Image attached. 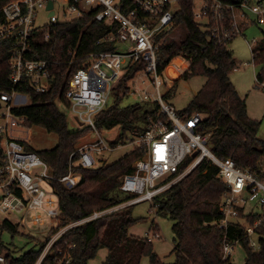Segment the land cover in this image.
Segmentation results:
<instances>
[{
	"label": "trees",
	"instance_id": "obj_1",
	"mask_svg": "<svg viewBox=\"0 0 264 264\" xmlns=\"http://www.w3.org/2000/svg\"><path fill=\"white\" fill-rule=\"evenodd\" d=\"M7 0H0V8ZM238 2L239 0H224ZM174 28L183 26L185 36L180 43L168 40L158 51V67L163 69L170 61L181 56L189 61L181 77L201 74L206 77L202 87L190 101L184 114L199 112L204 115L202 129L208 131L210 149L220 159L230 158L237 166L259 172L264 166V140L258 138L260 121L247 114L246 102L240 97L230 80V72L237 68V62L227 44L216 43L210 31L194 16V0H178L173 10ZM117 24L99 22L93 12L84 13L66 21L53 23L48 29L38 32V39L31 44L30 56L46 59L50 62L49 90L36 92L26 86L30 94L27 104L14 109L24 117L26 128L41 126L58 136L53 148L35 151L27 141H23L27 150L35 151L51 168L54 177L68 171L69 157L76 149L78 140L90 131L83 127L75 130L68 128L66 117L56 101L68 106L65 90L73 72L81 67L90 52L113 50L115 40L105 41L104 36L115 32ZM48 34L47 38L43 36ZM167 32L160 33V36ZM41 37V39H39ZM253 63H264V44L253 49ZM8 54L0 43V88L8 87ZM141 62L128 66L119 77L112 92V103L95 115V125L100 130H109L120 126L118 142H124L134 129L143 130L149 118L155 117L157 103L150 106L135 102L120 106L123 98L131 91L129 80L141 70ZM180 77V78H181ZM264 80V69L257 73ZM174 87V84L171 88ZM20 88V87H19ZM142 156V149H133L119 159L95 167L75 166L80 179L73 187H65L56 179L51 185L58 197V226L89 216L93 211L118 204L129 196L118 195L122 177L132 170V163ZM78 158V153L73 159ZM3 151L0 146V166ZM185 163L183 164V166ZM226 186L219 177V168L204 158L188 174L177 180L171 187L156 195L151 208L155 214L173 221L174 260L166 262L153 250V243L145 236L128 234V229L138 218L132 215L133 205L102 215L95 219L75 225L61 234L51 249L65 248L74 244L68 264H89L100 249L107 253L100 264H140L143 256H148L150 264H233L230 259H221V244L224 237L229 241L238 239L247 252L243 264H264V219L256 228L259 249L249 246L239 222H230L227 227H219L222 219L220 210L221 195ZM150 208V209H151ZM245 221L253 223L254 214L240 212ZM0 226L13 233L18 230L9 219L4 218ZM57 228H52L54 232ZM38 251H28L21 258H12L5 252L8 264H34L38 259L46 240ZM0 244V253L4 252ZM49 255L46 261H53Z\"/></svg>",
	"mask_w": 264,
	"mask_h": 264
},
{
	"label": "built area",
	"instance_id": "obj_2",
	"mask_svg": "<svg viewBox=\"0 0 264 264\" xmlns=\"http://www.w3.org/2000/svg\"><path fill=\"white\" fill-rule=\"evenodd\" d=\"M49 0H7L0 8V43L8 54V87L0 88V146L3 162L0 166V212L33 213L34 224L47 228H57L45 243L34 264H68L74 244L65 248L51 249L57 238L68 229L105 214L123 209L153 198L171 187L177 180L188 174L204 158L219 168V177L226 188L221 195L222 219L219 227H227L230 222H239L249 246L259 249L256 228L264 219V166L259 172L237 166L234 160L220 159L210 149L208 131L202 129L204 115L199 112L181 114L173 105L164 101L160 92L163 84L171 86V77L166 67L159 69L157 51L166 43L167 36L174 29L173 10L178 0H64L62 15L56 14V0L47 7ZM176 6V7H175ZM40 8H46L49 25L36 27L35 19ZM93 12L99 22L116 23L117 29L104 36L105 41L115 40L116 48L90 52L83 65L71 75L65 90L68 108L80 127L90 128L95 137L76 147L70 154L68 171L54 177L50 166L35 151L27 150L22 139L15 135L17 128H25L24 117L15 113L18 106L27 104L30 94L26 86L36 92L49 90L50 62L30 56L31 44L38 39V32L48 29L53 23L72 19ZM194 16L210 31L216 43L232 40L243 34L249 24H264V0H204L200 11ZM167 34L160 36V33ZM44 38L48 37L45 33ZM252 52L254 47L249 44ZM254 54V55H253ZM173 59L170 61L171 64ZM141 62L150 82L156 90L153 102L158 107L155 117L149 118L143 130L134 129L122 144L131 143L142 149V156L132 164V170L121 180L119 189L131 193L126 200L111 207L93 211L89 216L58 226L59 204L51 180L56 179L65 187H73L80 179L75 166L95 167L101 161L96 154L102 150L117 147L118 139H105L102 130L95 125V115L105 108L113 87L129 65ZM168 64V65H169ZM173 64V63H172ZM183 65H177V68ZM136 73V74H137ZM180 74V72H179ZM134 78V77H133ZM133 78L129 85H134ZM256 86L264 87V80L257 78ZM20 87V88H19ZM143 98L149 93L143 90ZM78 153V158L73 155ZM185 165L183 166V164ZM254 214L253 223L245 221L240 212ZM23 220V217H22ZM149 241L160 237L152 225L145 236ZM238 239L223 238L221 259H230L233 245ZM53 255V261H46ZM0 264H8L0 253Z\"/></svg>",
	"mask_w": 264,
	"mask_h": 264
},
{
	"label": "rangeland",
	"instance_id": "obj_3",
	"mask_svg": "<svg viewBox=\"0 0 264 264\" xmlns=\"http://www.w3.org/2000/svg\"><path fill=\"white\" fill-rule=\"evenodd\" d=\"M64 2V0H56L55 11L59 17L62 15L61 6ZM203 3L204 0H194V10L200 11ZM48 13L49 12L46 8H40L38 10L35 19L36 27L40 28L49 25ZM77 16L78 15L74 14L72 18ZM200 20L203 19L200 18ZM185 33L186 30L183 26H177L172 30L170 36H167V40L180 43V41L183 40ZM39 39H41V37H39ZM249 44H251L252 47H258L264 44V24L259 25L252 23L245 26V28H243V34L237 35L227 44L232 56L238 63L237 68L230 72V80L240 97L245 100L248 116L260 121L257 136L259 139L264 140V87L256 86V74L264 69V63H253ZM175 58L180 60V63H177L178 65H183L185 67L189 63L187 59L181 56ZM182 59H184L186 63L183 62ZM173 67H177V65L173 63ZM186 68H177L180 75L177 74L178 76L175 77L177 79L173 78L170 84L171 86L174 84V87L171 88V86L166 83L160 87V92L164 95V101L173 105L178 115L184 114V111L187 109L193 96L202 87L206 80V77L201 74L181 77ZM133 81L135 83L132 85L129 95L123 98L120 102V106H126L135 102L145 103L146 106H150L153 103V97L156 95V90L150 82L148 75L145 71H140L134 76ZM143 90H146L149 93V99L143 98ZM26 102H29V98L26 99ZM55 103L57 108L64 113L69 129L75 130L82 128L75 121V117L67 105L59 101H56ZM111 103L112 97H109L105 107H108ZM119 133L120 126L118 125L109 130H102L101 134L103 138L112 140L116 137V139H118ZM89 134L90 135H88V133L84 134L78 140L76 147L85 143L90 138L95 137L94 133ZM15 135L25 139L35 151L53 148L58 142V136L55 133L48 132L41 126H31L27 129L19 127L17 128ZM133 147L134 145L131 143L122 144L120 142L117 147L102 150L100 154L95 153L97 158L102 159L97 163V166L108 164L119 159L130 152ZM118 195L125 197L131 196L132 194L118 190ZM150 208L151 202L148 200L136 203L132 206V215L138 219L129 227L128 234L146 236V233L151 230L153 225L160 233V237H154L152 239L153 250L164 261L172 262L174 260L172 249L175 243L172 230L173 221L168 217L155 214V209ZM31 215H33V213L31 211L26 212V210H23L20 213L0 212V223L4 218H7L13 222L14 225H18L16 233H13L8 229H2L0 226V244H2L5 249L3 254H5L6 251H9L12 258H21L23 254L28 251L40 250L42 242L46 237H50L54 234L56 230L52 232V227L51 229L47 228V223L44 226L34 224ZM106 253V249H100L96 256L89 261V264H100V262L104 260ZM246 257L247 252L241 245V242L238 241V243L233 245L230 261L233 264H243L246 261ZM140 264H150L148 256H143Z\"/></svg>",
	"mask_w": 264,
	"mask_h": 264
},
{
	"label": "bare ground",
	"instance_id": "obj_4",
	"mask_svg": "<svg viewBox=\"0 0 264 264\" xmlns=\"http://www.w3.org/2000/svg\"><path fill=\"white\" fill-rule=\"evenodd\" d=\"M172 63L178 65L177 63H180V60L175 58L173 59ZM166 72L169 76H176L178 73L175 69V67H173V64H170L167 68H166Z\"/></svg>",
	"mask_w": 264,
	"mask_h": 264
},
{
	"label": "crops",
	"instance_id": "obj_5",
	"mask_svg": "<svg viewBox=\"0 0 264 264\" xmlns=\"http://www.w3.org/2000/svg\"><path fill=\"white\" fill-rule=\"evenodd\" d=\"M180 59H181V58H180ZM182 60H183V62H185L184 59H182ZM185 63H186V62H185ZM186 67H188V64H187V66H185L184 68H186ZM178 75H180L179 72H178ZM178 75H176V76H170V77H171V79H173V78L177 77ZM175 79H177V78H175Z\"/></svg>",
	"mask_w": 264,
	"mask_h": 264
},
{
	"label": "water",
	"instance_id": "obj_6",
	"mask_svg": "<svg viewBox=\"0 0 264 264\" xmlns=\"http://www.w3.org/2000/svg\"><path fill=\"white\" fill-rule=\"evenodd\" d=\"M51 6H52V1L49 0V1H48V4H47V7H51Z\"/></svg>",
	"mask_w": 264,
	"mask_h": 264
}]
</instances>
